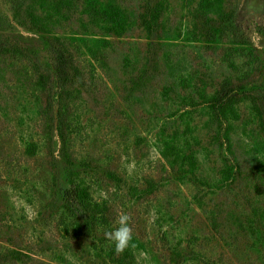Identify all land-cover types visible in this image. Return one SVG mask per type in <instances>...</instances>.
Masks as SVG:
<instances>
[{
    "label": "rangeland",
    "instance_id": "1",
    "mask_svg": "<svg viewBox=\"0 0 264 264\" xmlns=\"http://www.w3.org/2000/svg\"><path fill=\"white\" fill-rule=\"evenodd\" d=\"M0 264H264V0H0Z\"/></svg>",
    "mask_w": 264,
    "mask_h": 264
},
{
    "label": "trees",
    "instance_id": "2",
    "mask_svg": "<svg viewBox=\"0 0 264 264\" xmlns=\"http://www.w3.org/2000/svg\"><path fill=\"white\" fill-rule=\"evenodd\" d=\"M117 12L116 11H112V15L116 16ZM33 18L30 21V24L32 25V27L43 30L44 29V25L41 22L38 21L37 17H35L34 15H32ZM52 64L53 67L57 73V77H58V82L60 84V87L62 88L63 92H66V87L72 83L74 76H75V66L71 60V58L69 57V55L66 53L65 50L62 49H55V55L53 56L52 59ZM224 101V99H223ZM221 101V102H223ZM223 106V105H222ZM222 106H220L219 108H222ZM34 147H30L29 150L30 152L33 153ZM86 198V197H84ZM84 208L90 212L95 211L94 206L91 205L87 200L84 201Z\"/></svg>",
    "mask_w": 264,
    "mask_h": 264
},
{
    "label": "clouds",
    "instance_id": "3",
    "mask_svg": "<svg viewBox=\"0 0 264 264\" xmlns=\"http://www.w3.org/2000/svg\"><path fill=\"white\" fill-rule=\"evenodd\" d=\"M131 216L120 212L117 214L116 226L105 232V238L114 244L115 252L122 253L129 247H135Z\"/></svg>",
    "mask_w": 264,
    "mask_h": 264
}]
</instances>
